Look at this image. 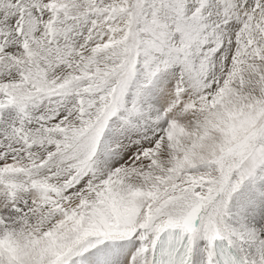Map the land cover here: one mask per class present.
Listing matches in <instances>:
<instances>
[{"label":"snow or ice","instance_id":"1","mask_svg":"<svg viewBox=\"0 0 264 264\" xmlns=\"http://www.w3.org/2000/svg\"><path fill=\"white\" fill-rule=\"evenodd\" d=\"M0 264H264V0H0Z\"/></svg>","mask_w":264,"mask_h":264}]
</instances>
